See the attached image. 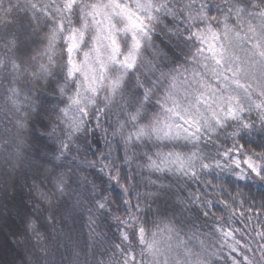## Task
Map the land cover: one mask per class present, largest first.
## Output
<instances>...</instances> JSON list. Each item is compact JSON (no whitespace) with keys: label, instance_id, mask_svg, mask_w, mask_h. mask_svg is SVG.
<instances>
[{"label":"clouds","instance_id":"1","mask_svg":"<svg viewBox=\"0 0 264 264\" xmlns=\"http://www.w3.org/2000/svg\"><path fill=\"white\" fill-rule=\"evenodd\" d=\"M0 264H264V0H0Z\"/></svg>","mask_w":264,"mask_h":264}]
</instances>
